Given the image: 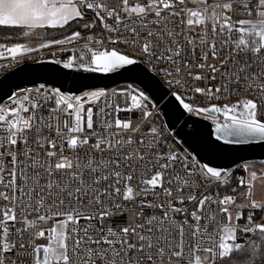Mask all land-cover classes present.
Returning <instances> with one entry per match:
<instances>
[{
    "label": "snow or ice",
    "instance_id": "snow-or-ice-1",
    "mask_svg": "<svg viewBox=\"0 0 264 264\" xmlns=\"http://www.w3.org/2000/svg\"><path fill=\"white\" fill-rule=\"evenodd\" d=\"M118 3L119 10L104 0H0V28L20 30L23 38L72 29L38 48L0 43V59L19 62L61 46L75 53L65 69L113 73L147 65L170 88L184 90L171 96L186 112L210 119L216 140L264 141V0H190L192 8L186 0ZM238 9L248 18L233 19ZM86 16L91 22L81 23ZM97 27L101 32L89 34L83 48L66 47L81 38L77 29ZM241 91L250 98L217 103ZM21 92L0 106V200L6 202L0 264H264V223H256L255 213L264 212V202L253 198L264 173L240 179L254 211L234 216L233 207L244 206L216 191L230 185V171L170 148L139 88L115 93L127 107H114L105 91L70 95L41 84ZM134 111L135 124L119 116ZM49 220L50 229L36 231ZM40 239L47 244H37Z\"/></svg>",
    "mask_w": 264,
    "mask_h": 264
},
{
    "label": "water",
    "instance_id": "water-1",
    "mask_svg": "<svg viewBox=\"0 0 264 264\" xmlns=\"http://www.w3.org/2000/svg\"><path fill=\"white\" fill-rule=\"evenodd\" d=\"M45 59L23 63L0 75V102L12 97L18 87L31 84H51L62 91L83 93L92 89L110 88L120 83L135 84L160 105L168 128L192 151L194 156L209 166L228 169L234 164L252 160L264 163V141L224 143L215 139V125L209 119L193 118L179 105L169 90L146 65L132 66L118 72L101 73L65 69L63 64Z\"/></svg>",
    "mask_w": 264,
    "mask_h": 264
},
{
    "label": "built area",
    "instance_id": "built-area-1",
    "mask_svg": "<svg viewBox=\"0 0 264 264\" xmlns=\"http://www.w3.org/2000/svg\"><path fill=\"white\" fill-rule=\"evenodd\" d=\"M104 2H106L109 5V7L117 8V10H119V8L122 7V4L118 3V0H104ZM239 2L243 3V0H239ZM129 3L131 4L132 0H129ZM184 6L185 5H178L177 10H179V8L184 7ZM186 6L188 8L194 7V5L192 3H190V0H186ZM241 18H248L247 13L238 9L237 12L233 15V19L238 20ZM107 22L109 24H111L112 20H108ZM97 25H99V21H98ZM80 32H81V38L78 41H76L74 44L67 45L66 46L67 48H69V49H81V48H83V46L85 45V43L87 41V36L89 34L98 35L101 32V29L99 27H97V28L92 29V30L85 29V30H82ZM70 34H71V32L67 35H70ZM104 35H108V34L104 33ZM60 38H63V37H60ZM17 43L26 44L31 48H38L39 47V43L31 45L29 43L19 42V41H9V42L3 43V44H6L7 46L11 47ZM91 47L95 48L96 45L92 44ZM108 47H113V45H108ZM114 47L120 48L122 50L124 49V46L121 44H116V45H114ZM73 54H75V53H70L68 51H61V46H52L50 48L40 49L39 51H33V52L27 54L24 59L19 60V62H17L16 60H12V59H0V75H2L3 73L9 71L10 69H12L14 67L19 66L20 64L31 63V62L45 60V59H51V60H57L58 59L61 61V64H63V62L68 58V56L73 55ZM5 55L10 56L9 53H5ZM245 59H246V57H245ZM72 69L81 70V69H78L77 67H73ZM157 77L160 79V81L163 83V85L169 90V92H173V91L183 92L184 91L182 89L170 88L162 76L157 75ZM39 85H41V84L38 83V84H31V85H25L22 87H18V88L13 90L12 96H13V94H15L17 92H21V90L33 89L35 87H39ZM43 85H45V90H48L51 88H59L58 86H54L51 84H43ZM129 85L142 90L137 85L128 83L125 86L103 88V89H99V91H105L106 93L110 94V98L114 99V107H115V104H119L121 107H127L128 104L125 102V98L118 96V95H115V93L119 90L127 89ZM194 86H197V85H194ZM198 86H203V85H198ZM142 91H144V90H142ZM62 92L65 94H70V95L84 96V95H82V94H84V92L83 93H73V92H68V91H62ZM21 94H22V92H21ZM145 94L148 95L146 92H145ZM195 95H196V99L192 100V103L194 106L196 105L197 101L200 99L198 94H195ZM245 97H249L248 92L241 91L239 96L231 95L227 98H221L217 103L219 105H224V104L230 105V104L236 103L238 100L243 99ZM103 99H105V98H102V101H103ZM149 99H150L149 110H151L153 112V116L150 118V120L154 123L155 126L162 127L163 129H165L164 134H165L168 146L170 148H175L180 153L181 156H184V155H187L190 153L193 157H195L194 154L192 153V151L177 136V134L175 133V130L167 127V125H166V123L162 117L161 111H160V105L158 103H156L150 96H149ZM186 102H187V100H186ZM10 104H11L10 98L3 101V102H0V106H9ZM153 105H155V107H152ZM205 106H207V105H205ZM86 107H87V105H86ZM93 111L94 112L96 111L95 107L93 108ZM186 113L188 116H191L193 118L194 117L195 118H197V117L203 118L202 116H197L195 114H191L188 112H186ZM138 115H139V113L135 112V111L134 112H120L119 113V116L121 118H131L134 124L137 123L136 117ZM107 119H114V117H107ZM94 120H95V117H94ZM220 122H223V118H222V120H220ZM174 141H175V143H174ZM246 166L248 168L247 171H245ZM5 167H6V169L10 168V165L7 164V162H6ZM227 170L230 171V176H229V179L231 178L230 187L228 190H223L222 192H219L220 196L221 197L224 195L234 196L236 198V202L243 200L245 202L244 207H242L241 209H236L234 212V215L236 214L237 211H242L244 216L247 217L254 210L247 207L248 200L245 199V195H244L245 192L247 191V188L244 186H241L239 181L241 178H243L245 181H247L249 179L250 173L252 171L257 172L258 175L260 173H264V163L258 162V161H252V160H245V161H241V162L234 164L233 166H231ZM233 189H235V191H233ZM5 203L6 202L0 200V205H3ZM128 207H132V205L129 204ZM255 213H256V217H257L256 223H264V219L259 218V217L264 216V212H261L260 210H255ZM29 218L32 219L33 217H29ZM115 218L118 220L125 219V217L121 216L119 213H117V216ZM127 219L129 221H131V219H132L131 213L127 214ZM53 223L54 222L51 220L41 222L40 226L36 229V231H39L41 229H45V230L50 229L53 226ZM240 223L243 224L244 221L242 220V221H240ZM106 226H109V225H106ZM16 227L22 228L23 224L17 223ZM47 242L48 241L46 239H40V240L36 241L37 244H47ZM25 259H27V257H25Z\"/></svg>",
    "mask_w": 264,
    "mask_h": 264
},
{
    "label": "trees",
    "instance_id": "trees-1",
    "mask_svg": "<svg viewBox=\"0 0 264 264\" xmlns=\"http://www.w3.org/2000/svg\"><path fill=\"white\" fill-rule=\"evenodd\" d=\"M90 15H92V14H90ZM89 22H91V21H90V19L87 16H86L84 21H81V23H89ZM97 23H98V21H97ZM77 30L82 31V30H85V29L79 28ZM71 31H72V29H69L66 32L56 31L55 33H53V36H45L43 39L35 38V37H32V38L35 39V40H39V42H40V41H44V40H50L53 37L54 38L63 37L64 35L69 34ZM19 32H20V30H16V29L0 28V43H7L9 41L24 42V41L30 39V38H23L21 35H19ZM4 37H11V38L10 39H5ZM127 84L128 83H120V84H117V85H115L113 87L125 86ZM230 181H231V178H230ZM229 187H230V185L227 188L217 189L216 191L222 192L223 190H228ZM253 239H255V237H253ZM237 259L238 260H242L243 257L237 255Z\"/></svg>",
    "mask_w": 264,
    "mask_h": 264
},
{
    "label": "rangeland",
    "instance_id": "rangeland-1",
    "mask_svg": "<svg viewBox=\"0 0 264 264\" xmlns=\"http://www.w3.org/2000/svg\"><path fill=\"white\" fill-rule=\"evenodd\" d=\"M48 40H44V41H40L39 40H35L33 38H30L24 42L26 43H29L31 45L33 44H36V43H41V42H47ZM220 120H222V118H220ZM254 192H255V195H254V199L257 200V201H261V202H264V180L263 179H257L256 182H255V188H254ZM236 205L238 206H244L245 205V202L243 200H240L238 202H236ZM242 208V207H241ZM241 208H233V215H234V212L236 209H241ZM235 216V215H234Z\"/></svg>",
    "mask_w": 264,
    "mask_h": 264
},
{
    "label": "bare ground",
    "instance_id": "bare-ground-1",
    "mask_svg": "<svg viewBox=\"0 0 264 264\" xmlns=\"http://www.w3.org/2000/svg\"><path fill=\"white\" fill-rule=\"evenodd\" d=\"M92 91H99V89H92V90L85 91L84 94H82V95H85V94L90 93Z\"/></svg>",
    "mask_w": 264,
    "mask_h": 264
}]
</instances>
